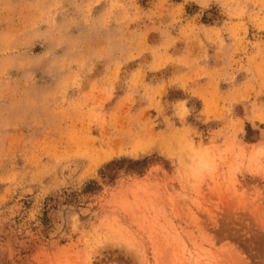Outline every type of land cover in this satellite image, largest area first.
Listing matches in <instances>:
<instances>
[{"label": "rangeland", "instance_id": "obj_1", "mask_svg": "<svg viewBox=\"0 0 264 264\" xmlns=\"http://www.w3.org/2000/svg\"><path fill=\"white\" fill-rule=\"evenodd\" d=\"M0 264H264V0H0Z\"/></svg>", "mask_w": 264, "mask_h": 264}, {"label": "bare ground", "instance_id": "obj_2", "mask_svg": "<svg viewBox=\"0 0 264 264\" xmlns=\"http://www.w3.org/2000/svg\"><path fill=\"white\" fill-rule=\"evenodd\" d=\"M29 190V189H28ZM7 210V209H6ZM17 239V238H16ZM17 241V240H16ZM9 245V244H8ZM17 245V244H16ZM3 249V248H2ZM11 250V249H10ZM9 252V251H8ZM9 254H10V252H9ZM10 257V256H9Z\"/></svg>", "mask_w": 264, "mask_h": 264}]
</instances>
